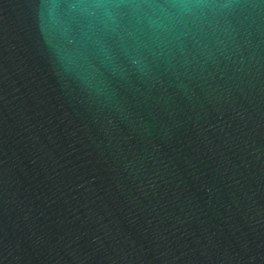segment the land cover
I'll return each instance as SVG.
<instances>
[{
    "label": "water",
    "instance_id": "obj_1",
    "mask_svg": "<svg viewBox=\"0 0 264 264\" xmlns=\"http://www.w3.org/2000/svg\"><path fill=\"white\" fill-rule=\"evenodd\" d=\"M0 264H264V0H0Z\"/></svg>",
    "mask_w": 264,
    "mask_h": 264
}]
</instances>
